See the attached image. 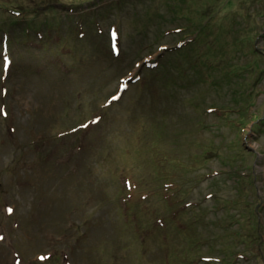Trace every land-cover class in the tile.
I'll list each match as a JSON object with an SVG mask.
<instances>
[{
    "label": "rangeland",
    "instance_id": "374dc122",
    "mask_svg": "<svg viewBox=\"0 0 264 264\" xmlns=\"http://www.w3.org/2000/svg\"><path fill=\"white\" fill-rule=\"evenodd\" d=\"M18 263L264 264V0H0Z\"/></svg>",
    "mask_w": 264,
    "mask_h": 264
},
{
    "label": "trees",
    "instance_id": "16d2710c",
    "mask_svg": "<svg viewBox=\"0 0 264 264\" xmlns=\"http://www.w3.org/2000/svg\"><path fill=\"white\" fill-rule=\"evenodd\" d=\"M18 15L17 16H22L23 14H24V12H19V13H17ZM47 25H45L44 27H43V29H46L47 27H50V26H47ZM43 30H39V32H42ZM171 32H173V31H171ZM167 33V32H166ZM168 33H170V32H168ZM193 38V37H192ZM183 51H182V56L184 55V54H186L185 52H184V50L186 51L187 49H186V47L185 48H183L182 49ZM252 52H256L257 53V51L256 50H254V51H252ZM254 116H256L257 117V115L256 114H254ZM259 120V119H258Z\"/></svg>",
    "mask_w": 264,
    "mask_h": 264
}]
</instances>
